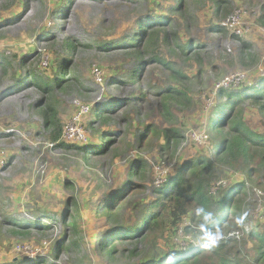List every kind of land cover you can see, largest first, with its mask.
<instances>
[{"label": "rangeland", "instance_id": "obj_1", "mask_svg": "<svg viewBox=\"0 0 264 264\" xmlns=\"http://www.w3.org/2000/svg\"><path fill=\"white\" fill-rule=\"evenodd\" d=\"M228 3L229 9L220 8L219 17L211 8L195 9L192 26L176 18L179 39L196 40L205 50L201 66L193 61L184 64L189 75L202 69L198 82L190 87L189 103L170 107L167 115L158 97L166 87V74L154 65L142 68L137 77L129 74L140 62L127 49L132 45L128 37L136 28L135 18L151 7L150 0H0V20H8L0 25V57L4 55L2 60L10 63L5 67L0 63V264L41 257L52 264H148L151 251L161 260L175 245L180 248L199 241L203 231L186 215L176 232L157 234L158 253L152 249L153 240L146 243L150 245L143 257H132L130 241L123 242L114 257L102 251L99 244L113 226L104 208L113 202H106L110 194L118 189L122 192L120 213L124 221H118H140L166 177L185 161L206 154L214 144L207 125L218 105L219 89H240L263 77L264 0ZM235 13L241 29L237 37L232 27L224 25ZM212 23L223 25L225 31H212ZM66 41H71L74 48L68 49ZM110 41L115 44L108 45ZM61 54L71 56L75 70L74 85L56 91L63 141L82 147L88 141H97L95 131L100 125L95 121L89 127L91 107L115 100L125 103L116 120L111 121L123 135L114 138L106 152L91 155L85 149L55 146L37 106L40 91L31 84H17L13 74L22 67V55L27 69L47 79L59 72L56 60ZM65 73L67 76L70 71ZM81 105H88V112L69 137L65 129ZM244 108L248 126L264 133V119L257 108L248 102ZM146 124H151L155 133L139 143L138 136ZM170 127L178 131L177 144L162 150V132ZM136 159L144 162L145 174L132 176L131 181L142 184V189L123 190ZM245 168H229L215 161L211 181L215 195L240 180L246 182L241 194L242 229L233 232L239 242H244L250 231L264 233V174L247 181ZM72 215L77 216L75 230L70 226ZM10 217L23 225L44 221L48 227L13 236L5 221ZM59 242L71 248L61 247L55 253Z\"/></svg>", "mask_w": 264, "mask_h": 264}, {"label": "trees", "instance_id": "obj_2", "mask_svg": "<svg viewBox=\"0 0 264 264\" xmlns=\"http://www.w3.org/2000/svg\"><path fill=\"white\" fill-rule=\"evenodd\" d=\"M149 5L151 7L148 8L146 5L147 11L144 15L135 18L136 28L128 37L132 45L127 49L140 62L139 66L129 74L132 78L137 77L141 69L148 65H154L166 74V87L158 97L163 112L169 115L170 107L189 103L190 87L198 82L197 77L202 73V69L196 70L195 75H189L184 64L193 61L201 66L200 62L205 50L196 40L179 39L175 27L176 18L181 19L187 26H192L196 18L195 9L208 7L214 10V16L219 17L220 8L225 6L229 9V3L228 0H150ZM5 21L8 20H0V25L2 26ZM210 29L221 33L225 31V27L218 23H212ZM108 43V45L115 44L114 41ZM65 46L68 49L74 48L71 41H66ZM2 57L0 63L3 62L4 67L9 65L10 63H6V59L2 60ZM25 58L24 55L19 58L22 67L13 75L18 78L17 84H31L40 91L41 99L37 106L41 108L44 125L48 127L49 138L55 146L64 149H85L91 155H96L101 150L102 153L106 152L114 142L113 139L123 135L121 131L111 126V121L116 120L119 109L125 104L123 101L115 100L91 107L93 119L89 122V127L92 128L95 121L100 125V129L95 131V139L99 138L97 141H88L84 147L63 141V126L56 111V91H63L74 85L75 70L71 65V56L59 55L56 60L59 72L47 79L27 69L24 65ZM66 70L70 71L67 76ZM218 96V105L211 112L207 125L208 131L213 133L214 144L206 154L185 161L173 175L166 177L165 182L156 189L157 196L151 200L148 213L140 221L134 224L121 222L124 220L120 213L123 206L120 189L106 199V202L113 201L112 204L108 203L104 206L108 216L112 217L108 221L113 226L111 232H106L99 244L103 245L101 250L108 256H117L120 253V245L125 241L133 242L130 250L132 257H143L148 251L146 248L150 245L146 243L150 240L154 242L152 249L158 253L161 250L160 243L155 240L157 234L162 235L167 231L176 232L181 226L183 217L190 215L193 224L203 231L199 241L180 248L175 245V248L167 251L161 260L155 259V254L151 251V262L148 264H264V233L250 231L244 242H239L237 236L233 234L242 229L241 194L244 192L246 182L240 180L220 194H218L220 191H217L218 196L213 193L211 186L215 161L229 168L237 165L247 166L244 176L247 181H251L256 174H264V133L252 130L248 126L244 108L246 102L252 104L264 119V75L258 82L240 89L220 88ZM153 132L155 133L152 125L146 124L138 136L139 143L147 139L148 135L154 134ZM162 135L164 140L161 145L162 150L176 146L178 136L176 129L166 128ZM132 163L134 166H131L130 177L123 182L125 187L122 189L138 191L143 185L135 184L131 178L135 175L144 177L145 165L141 159H136ZM117 200L119 201L115 205ZM76 219V215L71 216L70 226L73 230L77 228ZM120 219L122 220L118 221ZM16 220L12 217L5 219L13 236L28 235L32 229L48 227L43 223L44 221L23 225ZM185 231L190 232L188 227ZM61 247L63 250H69L71 245L63 246V243L59 242L55 247V253ZM248 247L250 251L247 250ZM48 262L41 257L27 261L14 259L2 264H47Z\"/></svg>", "mask_w": 264, "mask_h": 264}, {"label": "built area", "instance_id": "obj_3", "mask_svg": "<svg viewBox=\"0 0 264 264\" xmlns=\"http://www.w3.org/2000/svg\"><path fill=\"white\" fill-rule=\"evenodd\" d=\"M225 24L233 28L234 35L237 36L241 34V29L237 26L238 25V14L235 13L233 15H230L227 18L226 23H224V25ZM87 112H88V105H81L79 111L73 116L72 122L65 129V132L67 133L69 137H72L75 134L76 132L75 124L80 120L81 116Z\"/></svg>", "mask_w": 264, "mask_h": 264}]
</instances>
